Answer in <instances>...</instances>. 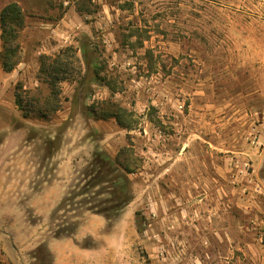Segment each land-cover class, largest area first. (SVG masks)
Instances as JSON below:
<instances>
[{
  "label": "rangeland",
  "instance_id": "obj_1",
  "mask_svg": "<svg viewBox=\"0 0 264 264\" xmlns=\"http://www.w3.org/2000/svg\"><path fill=\"white\" fill-rule=\"evenodd\" d=\"M36 2L26 17L75 22L72 88L54 99L40 67L0 58V99L21 82L34 110L0 108V264H64L74 246L112 264H264V0Z\"/></svg>",
  "mask_w": 264,
  "mask_h": 264
},
{
  "label": "crops",
  "instance_id": "obj_2",
  "mask_svg": "<svg viewBox=\"0 0 264 264\" xmlns=\"http://www.w3.org/2000/svg\"><path fill=\"white\" fill-rule=\"evenodd\" d=\"M15 1L21 5L24 12L29 10V12L35 13L45 9L44 4L37 3L36 2L37 0H25V1L15 0ZM74 23L75 22L70 12L66 13V15H64V17H62V19H60L59 21H51L48 19H43L41 17H31V16L26 17L25 26L20 31L18 38L21 49L23 50L24 59L19 61L18 66L24 64L28 67L30 64H34V66L36 65V67H38L39 69L40 67L39 59L41 55H49L54 57L57 54H59L64 49V47L68 45L69 42L72 43V41H70V38L73 37L75 33L73 26ZM62 84H64L65 88L67 89L70 88L71 90L72 85L68 81H64V83ZM34 85H36V83H34ZM5 101H6L5 98L0 99V108H8V110L11 108L15 112L14 117H18L20 114L18 113L19 111L17 109L18 106L16 104L15 95H13L12 97L11 96L8 97L7 101L6 102ZM65 101L67 102L68 100H66L65 98ZM58 154L59 153L57 151L56 155ZM56 180H59V176H57ZM206 205L209 206L208 204ZM224 205L225 202L223 201L222 205H220V207H217V210L219 211L220 209L221 211L220 213L222 214L224 213ZM173 209L172 207L168 208V212L169 214H171L172 218L176 217V214H178ZM164 212L166 211H164L162 208L159 209L160 214ZM161 216L162 215H160L159 217V221L162 223L163 226L164 222L162 221ZM170 218L171 217H169V219L167 220L170 221L171 223L173 219ZM219 220L221 221V226L223 228L224 223H222V220H224V218L221 219L220 217ZM88 223L89 222L85 221L84 224L88 225ZM106 223L108 222H105V224ZM159 229L161 230V228ZM81 235L82 234L79 235L80 240L82 238ZM194 239L189 237H177L176 241L177 243L179 242L183 244H190L192 243V241H195ZM167 241L170 242L171 239H168ZM112 259H113V255L107 253L106 251L102 252L101 250H97L95 248H86V247L78 248L77 246H74L73 252L71 253L70 261L64 264H112ZM167 259L170 258L168 257L165 259V257H162L161 260H167Z\"/></svg>",
  "mask_w": 264,
  "mask_h": 264
},
{
  "label": "trees",
  "instance_id": "obj_3",
  "mask_svg": "<svg viewBox=\"0 0 264 264\" xmlns=\"http://www.w3.org/2000/svg\"><path fill=\"white\" fill-rule=\"evenodd\" d=\"M26 22V14L21 5L17 2L8 3L0 11V38L3 41V51L0 56L1 64L6 72L13 71L19 63L20 43L18 42L20 31L24 28ZM67 47L56 56L42 55L40 58V77L44 78L45 84L48 85L50 96L58 99L61 93L60 83L68 79V63L65 60V53L71 50ZM23 85L19 82L15 87V98L18 108L22 111L25 118L29 117L34 110L31 106H27L26 99L22 96ZM25 91V90H24ZM27 107V108H26ZM58 107H53L52 111H56ZM40 117L47 118L49 114L45 109H39ZM99 169L111 168L112 162L108 158L99 157L97 159ZM103 174L102 171L98 175ZM123 190L113 188L114 195L119 194L123 198Z\"/></svg>",
  "mask_w": 264,
  "mask_h": 264
},
{
  "label": "built area",
  "instance_id": "obj_4",
  "mask_svg": "<svg viewBox=\"0 0 264 264\" xmlns=\"http://www.w3.org/2000/svg\"><path fill=\"white\" fill-rule=\"evenodd\" d=\"M233 163V176L235 181L242 183V188L244 191L253 188L254 191L260 192L262 190V185L260 182L253 176L252 164L249 159H240L239 157H234L232 159Z\"/></svg>",
  "mask_w": 264,
  "mask_h": 264
}]
</instances>
